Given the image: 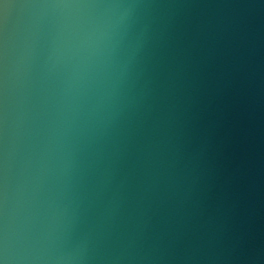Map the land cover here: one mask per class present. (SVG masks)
<instances>
[{
  "label": "water",
  "instance_id": "obj_1",
  "mask_svg": "<svg viewBox=\"0 0 264 264\" xmlns=\"http://www.w3.org/2000/svg\"><path fill=\"white\" fill-rule=\"evenodd\" d=\"M0 264H264V0H0Z\"/></svg>",
  "mask_w": 264,
  "mask_h": 264
}]
</instances>
